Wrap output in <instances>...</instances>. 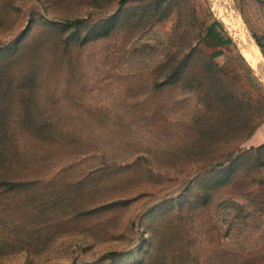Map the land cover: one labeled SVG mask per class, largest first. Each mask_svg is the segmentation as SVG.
Segmentation results:
<instances>
[{
  "label": "rangeland",
  "instance_id": "rangeland-1",
  "mask_svg": "<svg viewBox=\"0 0 264 264\" xmlns=\"http://www.w3.org/2000/svg\"><path fill=\"white\" fill-rule=\"evenodd\" d=\"M263 66L264 0H0V264H264Z\"/></svg>",
  "mask_w": 264,
  "mask_h": 264
},
{
  "label": "bare ground",
  "instance_id": "bare-ground-1",
  "mask_svg": "<svg viewBox=\"0 0 264 264\" xmlns=\"http://www.w3.org/2000/svg\"><path fill=\"white\" fill-rule=\"evenodd\" d=\"M239 38L241 40L240 41L241 44H243L242 50H241L243 56L247 59L248 63L252 66V68H254L255 70L259 69V66L261 64V57L262 56L259 55L258 50L252 45V43L249 41V39L246 36V34L241 33ZM260 68H262V65H261Z\"/></svg>",
  "mask_w": 264,
  "mask_h": 264
},
{
  "label": "trees",
  "instance_id": "trees-1",
  "mask_svg": "<svg viewBox=\"0 0 264 264\" xmlns=\"http://www.w3.org/2000/svg\"><path fill=\"white\" fill-rule=\"evenodd\" d=\"M206 38L210 37L211 39H209V43L211 44H215L216 46L219 45V46H223L224 44L226 43H231L232 40L231 38H224L222 37V35L217 32L214 28V26H209L206 28ZM257 43L260 47H262L261 43L257 40Z\"/></svg>",
  "mask_w": 264,
  "mask_h": 264
}]
</instances>
